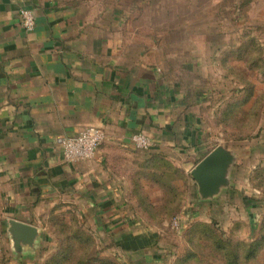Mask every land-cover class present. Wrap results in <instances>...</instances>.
I'll return each instance as SVG.
<instances>
[{"label": "rangeland", "instance_id": "rangeland-1", "mask_svg": "<svg viewBox=\"0 0 264 264\" xmlns=\"http://www.w3.org/2000/svg\"><path fill=\"white\" fill-rule=\"evenodd\" d=\"M85 2L106 17L119 9L123 25L151 38L158 68L200 118L206 153L222 146L235 155L230 184L202 200L192 177L201 160L111 145L105 163L126 183L122 212L156 235L149 246L125 251L61 203L31 211L40 237L16 252L0 192V264H264V0Z\"/></svg>", "mask_w": 264, "mask_h": 264}, {"label": "crops", "instance_id": "crops-1", "mask_svg": "<svg viewBox=\"0 0 264 264\" xmlns=\"http://www.w3.org/2000/svg\"><path fill=\"white\" fill-rule=\"evenodd\" d=\"M85 1L0 0V192L14 220L36 227L31 211L65 203L97 235L135 252L156 235L122 212L126 183L107 168L108 147L133 146L142 133L156 152L199 160L210 152L190 101L154 61L151 38L123 25L119 9L106 17ZM22 8L36 16L33 31ZM90 126L105 133L95 158L66 161L60 140Z\"/></svg>", "mask_w": 264, "mask_h": 264}, {"label": "water", "instance_id": "water-1", "mask_svg": "<svg viewBox=\"0 0 264 264\" xmlns=\"http://www.w3.org/2000/svg\"><path fill=\"white\" fill-rule=\"evenodd\" d=\"M235 159L231 151L218 146L195 166L192 177L198 186V193L202 200L214 199L229 186V173ZM8 224V232L16 252L34 248L40 237L37 227L14 219H10Z\"/></svg>", "mask_w": 264, "mask_h": 264}, {"label": "built area", "instance_id": "built-area-1", "mask_svg": "<svg viewBox=\"0 0 264 264\" xmlns=\"http://www.w3.org/2000/svg\"><path fill=\"white\" fill-rule=\"evenodd\" d=\"M22 26L26 31H33L36 27V16L30 9L20 10ZM105 140L104 131L95 126L85 128L78 136L73 138H63L60 145L63 149L64 158L68 162H83L94 159L100 145ZM132 143L140 150L153 148L154 143L151 138L142 133H136L131 137ZM175 228H179L178 219L173 221Z\"/></svg>", "mask_w": 264, "mask_h": 264}]
</instances>
